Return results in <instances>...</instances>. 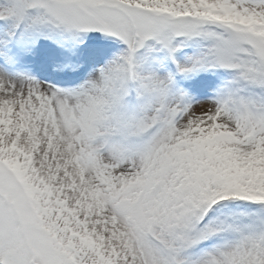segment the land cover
Returning a JSON list of instances; mask_svg holds the SVG:
<instances>
[{
    "label": "snow or ice",
    "instance_id": "obj_1",
    "mask_svg": "<svg viewBox=\"0 0 264 264\" xmlns=\"http://www.w3.org/2000/svg\"><path fill=\"white\" fill-rule=\"evenodd\" d=\"M0 264H264V0H0Z\"/></svg>",
    "mask_w": 264,
    "mask_h": 264
}]
</instances>
